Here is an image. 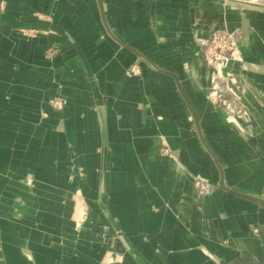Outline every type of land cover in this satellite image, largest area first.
Segmentation results:
<instances>
[{"label":"crops","instance_id":"obj_1","mask_svg":"<svg viewBox=\"0 0 264 264\" xmlns=\"http://www.w3.org/2000/svg\"><path fill=\"white\" fill-rule=\"evenodd\" d=\"M223 5L0 0V264H264V12Z\"/></svg>","mask_w":264,"mask_h":264},{"label":"built area","instance_id":"obj_2","mask_svg":"<svg viewBox=\"0 0 264 264\" xmlns=\"http://www.w3.org/2000/svg\"><path fill=\"white\" fill-rule=\"evenodd\" d=\"M203 49V56L207 66L214 73L212 80V90L209 95V102L214 107H226V102L223 101L221 89V82L226 74V70L230 62H232V53L237 47V41L234 36H228L224 33L214 34L205 44ZM238 48V47H237ZM139 70L134 68L130 70V74H136ZM198 188L202 193L210 192V187L200 186Z\"/></svg>","mask_w":264,"mask_h":264},{"label":"rangeland","instance_id":"obj_3","mask_svg":"<svg viewBox=\"0 0 264 264\" xmlns=\"http://www.w3.org/2000/svg\"><path fill=\"white\" fill-rule=\"evenodd\" d=\"M217 1V0H216ZM222 2H225V5H223L224 7L230 5L231 3H235V4H239V6H242V7H247L248 5H245L246 3L249 4V5H256V7L260 6L261 7V11L264 12V0H254V1H257L258 3H252L253 0H236V2H234L235 0H220ZM259 10V11H260ZM224 34H227L228 36H234L236 38V41H237V47L235 49V51L232 53V62H235L237 65H239L238 63V60H237V56H239L238 54V49H239V45H238V42L241 41L243 42L244 41V34L243 32L240 30L238 31H234V32H229V33H225V32H222ZM217 34V33H216ZM204 49V47H203ZM245 61V60H244ZM245 69L243 70H247L248 69V65L246 64V67H244ZM227 76L225 75L223 77L224 80H222L221 84H223L221 86V89L223 91V94H222V98H223V101L226 102V107H222V108H219L217 107V109H220V110H226L228 112H232L233 110V106H232V102L235 101V99L237 98V96L234 94V92L232 93H228V91L226 90V87H227V79L228 77L226 78ZM226 82V83H225ZM239 94L242 93L241 90L237 91ZM233 115V113H231V116Z\"/></svg>","mask_w":264,"mask_h":264},{"label":"bare ground","instance_id":"obj_4","mask_svg":"<svg viewBox=\"0 0 264 264\" xmlns=\"http://www.w3.org/2000/svg\"><path fill=\"white\" fill-rule=\"evenodd\" d=\"M230 6H227V8ZM246 10H248L246 7H244ZM239 45V49H238V54L239 56H237V60L239 63L240 68L245 69L244 67H246V62L244 61V56H243V48L245 47V42H238ZM248 70V69H247ZM227 71V70H226ZM213 77H214V73H212ZM250 86L252 87V89L254 90L255 94L258 97H263L264 96V83H256L251 81ZM248 122H253L252 119L250 118V116H247L245 119H234L233 123H237V124H242V123H248ZM259 139L262 141V143L264 144V139L262 137H260V134L258 133ZM260 172L257 173L255 180L259 183L264 182V169L261 168L260 170H258Z\"/></svg>","mask_w":264,"mask_h":264}]
</instances>
